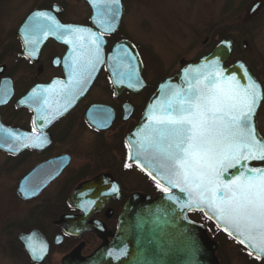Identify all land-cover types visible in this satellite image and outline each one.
Returning <instances> with one entry per match:
<instances>
[{"label":"snow or ice","instance_id":"1","mask_svg":"<svg viewBox=\"0 0 264 264\" xmlns=\"http://www.w3.org/2000/svg\"><path fill=\"white\" fill-rule=\"evenodd\" d=\"M89 3L99 31L61 24L46 11L32 13L24 25L29 57L36 55L39 45L49 36L69 45V55L64 60L67 80L37 87L20 101L36 113L33 131L18 133L0 126V133L10 141L9 150H16L13 144L17 148L44 147L48 140L43 126L83 94L98 66L104 63L103 35L115 30L120 0ZM108 59L114 83L140 85L136 57L127 48L121 46ZM239 67L243 83L235 73L226 75L219 59H212L184 69L183 85H161L159 98L148 108L147 123L129 142V159L149 175L155 173L153 179L161 191H169L161 187V181H166L186 193L182 208L204 210L259 258L264 256V168L249 167L248 163L264 161V139L258 137L253 122L264 93L248 70L243 65ZM38 121L43 122L40 130ZM116 190L113 186L112 191ZM93 203L89 201L88 205ZM29 248L35 255L37 250L31 243ZM45 250L46 246L41 245L39 251Z\"/></svg>","mask_w":264,"mask_h":264},{"label":"flooded vegetation","instance_id":"2","mask_svg":"<svg viewBox=\"0 0 264 264\" xmlns=\"http://www.w3.org/2000/svg\"><path fill=\"white\" fill-rule=\"evenodd\" d=\"M71 1L79 5H69L68 3ZM123 2L122 14L120 5H118L119 15L114 21L115 30L105 32L103 35L104 63L98 66L97 71L93 74L83 94L69 105L66 111H63L62 114L51 120L46 126H43V134L48 140L44 147H28L19 153L0 150L8 157L14 159H22L31 155L41 157L31 168L26 169L19 175V178L15 182V194L19 203L23 205L45 200L39 212L33 213L32 210L26 215H42L45 217L50 215L48 218L52 219L51 223L53 227L50 230L49 225L45 223L46 220L44 219V225L39 222L34 225L30 224L28 223L29 218L27 217L23 220L20 219L21 222L17 225L18 231L16 236L18 238L20 233L28 234L33 230H39L49 241V255L53 250V245L56 246L54 239L59 235L63 237L62 244L70 241L71 243H75L73 245L74 248L81 242H84L85 247V241L83 239L89 236L95 238L100 243L102 242L98 233L94 231H86L82 235L67 233L63 224L57 223L63 216L85 217L84 220L95 221L99 224L101 223V225L104 224L108 231L116 233L120 215L126 202L133 194L142 193L155 197L164 192L161 191V188L157 187L155 180L150 178L136 165L134 159H129L130 145L127 140V135L140 121L146 104L155 92L160 81L163 78L176 75L179 72L180 63L183 59L181 61L177 59L174 65L168 68L165 67V75L160 76L155 85L150 87L148 84L141 92H134L129 89L121 90L116 87L110 71L111 62L108 58L119 42L129 40L136 46L143 60L144 78V74L147 71L146 57L142 54L140 45L125 34L124 20L128 10L125 0ZM36 11L50 12L64 25L79 26L90 28L93 31H99L93 23L95 13L89 0H55L46 6L33 7L18 24L16 31L23 21L31 13ZM22 34L23 38L16 34L19 49L15 66H19L20 64L25 65L26 70H29L32 75L28 82H24L21 87L15 79L14 71L12 69L7 70L6 64H4V70L0 71V82L2 78H6L8 88H13V94L5 106H0V116L6 126L18 128L25 133L31 134L33 131V119L36 113L26 103L20 106L19 101L25 100L32 90L37 87H47L55 80H67V69L64 66V60L69 55V45L57 39L55 36H49L39 45V50L36 55L29 57L27 54H21L25 46L24 33ZM56 61H60V63H56ZM150 63L152 64V61ZM152 65L156 71V64L153 63ZM3 73L4 75H2ZM22 73L24 74L25 72ZM127 103L132 105L133 110L131 116L125 120V104ZM6 110L7 119H5ZM41 125H43V122L38 121V130H40ZM106 125L107 128H102ZM79 128L92 135L94 140L96 139L98 141L96 150L100 151V155L106 152V142L109 139L108 134L112 132L111 135L113 136L116 135L115 133L121 132L122 134H118L120 136L118 137L119 145L117 150H119L120 156L117 163H113V160L110 159L108 165L106 164L107 168L99 167V169H88L92 165L88 166V164H83V162L78 161L77 157L79 152L85 153L79 143L83 140L81 138L82 134L78 133ZM67 142L72 143V146L75 145L77 147L76 150L73 148H68L65 151L57 150L58 145ZM88 149H90L88 151L89 155L92 149L91 147ZM76 161L79 163L78 166L72 168ZM106 161L108 162V159ZM126 165L131 166L126 167ZM40 166H43L42 169H38ZM94 167L95 164L93 165ZM101 175L107 176V180L96 188H108L102 192L103 196H105L104 198H107L106 202L101 204L98 197H93L95 191H91V189H86L74 196V198L72 197L80 185L90 182ZM142 182L144 184L143 189L140 188ZM22 183L23 190L26 192L20 195L18 189ZM113 186L117 189L115 192L112 191ZM32 190L35 191L34 195L31 194ZM89 201H94L95 203L88 205ZM81 205H85L86 208H82ZM97 205L100 206L97 207ZM194 215V212L190 213L191 217ZM19 225L20 227H18ZM84 247L82 253L88 255L92 249L88 248V252L86 251L84 253Z\"/></svg>","mask_w":264,"mask_h":264},{"label":"rangeland","instance_id":"3","mask_svg":"<svg viewBox=\"0 0 264 264\" xmlns=\"http://www.w3.org/2000/svg\"><path fill=\"white\" fill-rule=\"evenodd\" d=\"M52 1L55 0H0V65L6 64L7 70L14 71L19 86L28 82L32 73L26 70L23 64L15 66L19 49L16 28L30 9L49 5ZM253 1L125 0L128 10L124 20L125 34L140 45L142 54L146 57L147 71L144 75L149 86L155 85L159 77L165 75V67L174 65L177 59L191 60L207 55L211 53L217 42L225 37L233 39V51L226 64L243 60L250 65L264 86V3L252 20L247 23L242 20ZM68 4L79 5L74 1ZM245 41L248 43L247 47ZM149 60L152 64H156V71ZM6 115L7 110L5 119H7ZM258 122L260 132L264 136V102L259 110ZM82 130L78 129L83 139L79 143L85 153L79 152L78 161L88 166L92 165L88 169L107 168L106 164L108 165L110 159L113 163H117L120 156L117 150L120 136L118 134H122L121 132L115 133L118 136H112V132L108 134L106 152L100 155V151L96 150L98 141ZM71 146L70 142L62 143L58 145L57 150L65 151L68 148L76 150L75 145ZM89 147L94 150L88 155ZM40 159L41 157L36 155L14 159L0 151V264H32L22 251L21 242L16 236L17 225L21 220L28 217V223L33 225L37 222L44 225L46 220L45 223L52 230V219L48 218L50 215L48 217L26 215L32 210L33 213L39 212L45 200L23 205L19 203L15 194V182L19 175ZM78 164L76 161L72 168L77 167ZM140 188H144L143 182ZM193 218L201 220L199 215H194ZM212 230L216 234V231ZM207 232L211 235L210 230ZM215 236L218 245L216 254L220 264H251L250 262L264 264V259L259 261L252 258L244 248L227 236L223 234ZM83 240L84 253L88 252V248L92 249L89 252L92 253L101 244L91 236ZM74 244L66 241L60 246L53 245L51 254L42 264H61L62 258L73 250Z\"/></svg>","mask_w":264,"mask_h":264},{"label":"water","instance_id":"4","mask_svg":"<svg viewBox=\"0 0 264 264\" xmlns=\"http://www.w3.org/2000/svg\"><path fill=\"white\" fill-rule=\"evenodd\" d=\"M263 3L264 0H254L247 9L244 18L242 19L243 22L247 23L252 20L262 9ZM120 11L122 14V0L120 1ZM22 28L23 26L18 29L17 34L21 35L20 29ZM244 44L245 47H247L248 43L246 41ZM121 46L127 48L136 57L135 65L140 85L136 87H128L127 83H115V85L121 90L128 88L135 92H140L146 86V82L142 77V60L137 50L129 41H125L124 43L118 45L114 55H116L117 50L120 49ZM232 51L233 40L229 37H225L215 46L211 53L191 60L183 59L181 61L180 72L173 77L162 80L158 85L157 90L151 96L146 105L140 122L128 134V142L135 139L134 134L139 128L147 123L148 108L156 99L159 98L161 85H183V70L189 67L194 68L199 66L201 63L205 62V60L219 59L220 66L225 69V74L230 75L235 73L241 78L242 83L244 81L242 79V70L239 66L243 65L244 68L248 70L252 79L260 85L261 91L264 93L263 86L254 75L252 69L245 62L238 60L229 66L226 65V61L229 59ZM22 53H27L26 48L22 51ZM4 68L5 66H0V71L4 70ZM7 94L8 90L4 79L0 85V100L4 102H0V105H5L7 103ZM263 100L264 99L259 102L256 113L253 117L256 132L258 137L261 139L264 138L259 132L258 112ZM125 107V120H127L132 114V106L126 104ZM0 126L18 133H25L22 130L4 125L1 118ZM106 127L107 125L102 128ZM9 143L10 141L4 137V134L0 133V149L14 153H18L24 149L22 147L17 148V146L13 144L12 147L16 150H9ZM253 162L263 161H250L248 166L254 168H264V165L253 166ZM42 167L43 166H40L38 169H42ZM143 171L149 175L147 170ZM154 175L155 173L149 176L153 178ZM106 180L107 176H98L94 180L80 185L72 197L74 198V196L86 189H91V191H95L93 197H98L100 203L103 204V202L107 201V198H104L105 196H103L102 192L106 191L108 188L98 189L96 187L102 185V183ZM161 184L167 187L169 191L162 192L155 197L135 193L128 199L120 215L119 226L116 233L108 231L104 224L101 225V223L99 224L95 221L84 220L85 217L63 216L57 223L63 224L67 233L72 235H82L86 231H94L98 233L102 242L91 254L87 256L82 255L84 242H81L62 258V264H220L219 258L216 254L218 250L217 242L209 236L207 228L204 225L190 219L188 213L191 210H196L202 211L207 218H209V215L206 214L204 210L199 208H182L180 206L181 203L187 200L186 193L180 192L178 188L171 187V185L167 184L166 181H161ZM22 185L23 184H21L18 189V193L20 195L26 192L25 190H22ZM169 196L176 197V200L169 199ZM100 205H97V207ZM210 220L218 226L215 218ZM218 227L229 235L228 231H226L222 225ZM230 236L238 241L235 235ZM18 238L24 244L26 251L34 263H41L45 260L50 247L47 239L40 231L33 230L29 234L20 233ZM62 240L63 237L61 235L56 236L55 244H61ZM30 243L37 250L35 255L29 248ZM41 245L46 246V250L44 252L39 251ZM242 245L248 248L247 244ZM249 250L257 255L254 250Z\"/></svg>","mask_w":264,"mask_h":264},{"label":"trees","instance_id":"5","mask_svg":"<svg viewBox=\"0 0 264 264\" xmlns=\"http://www.w3.org/2000/svg\"><path fill=\"white\" fill-rule=\"evenodd\" d=\"M211 236L214 237L215 239L217 238V236H215V234L212 233V231H211ZM21 248H22V251H24L22 244H21ZM24 254L28 257V255H27V253H26L25 251H24ZM28 258H29V257H28ZM250 263L252 264L253 262H250ZM253 264H254V263H253Z\"/></svg>","mask_w":264,"mask_h":264}]
</instances>
